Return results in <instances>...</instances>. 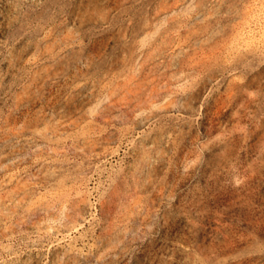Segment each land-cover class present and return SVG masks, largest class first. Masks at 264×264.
Listing matches in <instances>:
<instances>
[{
	"label": "rangeland",
	"instance_id": "1",
	"mask_svg": "<svg viewBox=\"0 0 264 264\" xmlns=\"http://www.w3.org/2000/svg\"><path fill=\"white\" fill-rule=\"evenodd\" d=\"M0 264H264V0H0Z\"/></svg>",
	"mask_w": 264,
	"mask_h": 264
}]
</instances>
